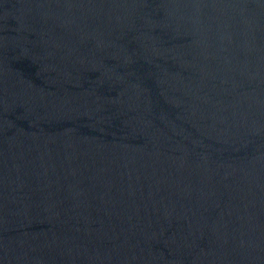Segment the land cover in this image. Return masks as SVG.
Returning <instances> with one entry per match:
<instances>
[{
  "label": "water",
  "instance_id": "95a60500",
  "mask_svg": "<svg viewBox=\"0 0 264 264\" xmlns=\"http://www.w3.org/2000/svg\"><path fill=\"white\" fill-rule=\"evenodd\" d=\"M0 264H264V0H0Z\"/></svg>",
  "mask_w": 264,
  "mask_h": 264
}]
</instances>
